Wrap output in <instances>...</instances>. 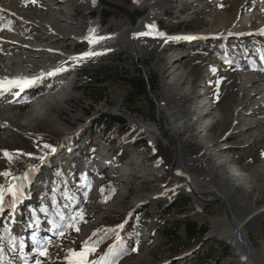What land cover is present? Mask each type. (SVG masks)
Segmentation results:
<instances>
[{
    "label": "rangeland",
    "instance_id": "obj_1",
    "mask_svg": "<svg viewBox=\"0 0 264 264\" xmlns=\"http://www.w3.org/2000/svg\"><path fill=\"white\" fill-rule=\"evenodd\" d=\"M81 1L0 0V75L42 76L19 95L0 96V173H11L0 176V186H20L19 198L6 194L0 213V264H67L69 249L90 238L101 241L89 256L99 260L119 236L102 241L94 233L114 222L134 227L116 264H185L200 244L174 253L177 243L161 234L182 216L206 228L204 239L227 248L216 253L217 264H240L223 234L225 210L241 225L255 262L264 264V0H153L136 21L132 45L127 17L98 3L85 9ZM108 1L136 9L133 0ZM92 29L97 42L90 44ZM36 44L43 49L32 56L28 49ZM89 51L101 54L63 57ZM109 62L127 73L141 68L152 96L147 89L126 100L125 87L109 81L103 90L90 85L101 96L94 103L83 72ZM40 64L66 70L47 76ZM40 105L45 111L38 115ZM107 113L134 125L141 144H124L118 153L91 133L90 122ZM157 121L172 147L141 129L157 128ZM172 173L192 179L198 197ZM178 196L188 203L159 219L160 204ZM77 213L79 231L66 227ZM54 224L64 236L55 235ZM33 235L49 241L47 256L38 255Z\"/></svg>",
    "mask_w": 264,
    "mask_h": 264
},
{
    "label": "trees",
    "instance_id": "obj_2",
    "mask_svg": "<svg viewBox=\"0 0 264 264\" xmlns=\"http://www.w3.org/2000/svg\"><path fill=\"white\" fill-rule=\"evenodd\" d=\"M79 75L81 76V73L78 72V76ZM83 75L88 78L89 86H87V90L92 89L93 91L91 94L88 92L87 95L94 103H98L101 100V96H99L100 94L96 89L90 87L99 86V89L103 90L104 84L109 81H117L125 87L126 100L131 97L147 95V82L141 70L136 66H132L130 72L127 73L121 70V67L109 62L95 66L91 70H85ZM78 88L79 87H77V89ZM130 104H132V102H130ZM89 131L97 134L106 144L118 150V153L121 151L124 144H129L133 147L141 144L139 140L141 132L120 116H115L110 113L102 114L98 118L92 120L89 124ZM188 200L187 197L178 196L173 198L165 206H161L160 204L158 218L160 219L164 215L170 214L178 207L185 206ZM177 213L182 214L180 211ZM119 226H121V224L118 222L110 223L105 227V230L115 229L114 232H107V234H105L104 231L101 234L97 233L93 236L97 240L100 238L102 241L115 235L119 236L118 242L113 245L120 253V255L115 258L116 260L128 252V238L134 231V227L130 226L124 228L123 226ZM206 232L207 230L204 226L198 225L195 221L186 216H182L180 220L176 219L166 224L162 228L161 234L166 241L177 243L178 247L173 249L174 253L186 251L200 244L194 256L185 264H207L210 261L217 264L219 258L215 257L216 253L219 252L221 256L225 255L227 248L219 241L204 239ZM110 249L105 251V258L112 259ZM171 264H176V262H172Z\"/></svg>",
    "mask_w": 264,
    "mask_h": 264
},
{
    "label": "snow or ice",
    "instance_id": "obj_3",
    "mask_svg": "<svg viewBox=\"0 0 264 264\" xmlns=\"http://www.w3.org/2000/svg\"><path fill=\"white\" fill-rule=\"evenodd\" d=\"M29 2H31V0H29ZM93 2H95V0H93ZM10 30V29H9ZM95 32L94 29L90 30V37H86L85 39L89 40L90 44L96 43L97 39H93L91 38V34H93ZM150 33H140L139 35H149ZM159 35H163L162 33H160ZM99 40H103L105 39V37H99ZM101 53H97V52H86L84 54H82L80 57H72V60H84L85 58H89L92 56H96V55H100ZM66 69L60 67V68H56L54 71L48 72L47 76H53L56 75L57 73L61 72V71H65ZM215 71V70H214ZM42 79V76H36V77H16V78H8V77H4L2 79H0V96L5 95V94H12V95H19L20 92H22L25 88L28 87H33L36 86ZM219 83V81L217 82ZM13 89H18L19 91H13ZM43 148L46 149H50L51 153H55L57 151V149L51 145L48 144H44ZM31 155V154H29ZM3 156L5 158H7L9 160V162H11L12 156L10 153L8 152H4ZM41 160L44 159V157H40ZM33 171H35V169H33ZM11 173L8 171H5L3 173H0V176H4V177H8L10 176ZM24 179H28V176L25 175ZM19 191H20V186L19 185H12L11 183H9V185L7 186V188H4L3 186H0V213H3L4 211V204H5V195L6 194H11L13 197L19 198ZM73 223H70L68 225H66V227H72L75 231H79V228L77 226V224L75 223L76 220H80L83 221V214L82 213H77L75 216L70 218ZM119 227H122L119 226ZM53 228L56 229L57 231L55 232V235H57L58 237H62L64 236V231L61 228L60 225H53ZM105 234H107V232H114L115 229H108V230H104ZM94 235H96L94 233ZM31 239L34 242V245L36 247V251L38 253V255L40 256H47V244H48V240H40L37 239L34 235L31 237ZM101 241H96V242H91V238L89 241H85L80 250H74V249H69L68 251V256L66 257V261L67 264H116V257L120 255V253L116 250L115 246H113L110 249V255L112 257V259H106L105 257H100L99 260H90L89 256L94 254L97 251V245L98 243ZM20 248H25L26 245L23 241L20 242L19 244ZM131 251L135 252L136 249L132 248ZM35 264H41V261L36 260Z\"/></svg>",
    "mask_w": 264,
    "mask_h": 264
},
{
    "label": "bare ground",
    "instance_id": "obj_4",
    "mask_svg": "<svg viewBox=\"0 0 264 264\" xmlns=\"http://www.w3.org/2000/svg\"><path fill=\"white\" fill-rule=\"evenodd\" d=\"M134 1V4H136V9L137 10H139V11H145V14L146 13H149V7H150V5H151V3L153 2V0H149V1H147V2H144V1H142V0H133ZM82 3H83V5H84V7H85V9H88V8H91V7H93V6H95L96 5V0H95V2H93V0H82L81 1ZM143 17V16H142ZM137 27V26H136ZM134 28V38L136 39L137 38V34H138V31H137V28ZM130 31V30H129ZM42 33H43V35H45V33L42 31ZM46 36V35H45ZM128 37H130V33H129V36ZM135 39H134V42H135ZM129 40H130V38H129ZM41 49H43V47L40 45V44H36L34 47H32V48H29L28 50H29V53H31V55L32 54H35L36 52H38V50H41ZM50 53H55L53 50H48ZM33 56V55H32ZM28 57H30V56H28ZM63 57H64V59H67V58H72L73 56H68V55H63ZM10 59V58H9ZM18 59V62H19V64H24L25 62L19 57V56H17L16 55V60ZM11 60V59H10ZM13 62H15V61H13L12 60V63ZM17 62V63H18ZM26 65V64H25ZM39 67L40 68H42V70H44V71H54L55 70V67H57V66H54V65H51V64H40L39 65ZM26 75H27V77L28 76H30V73H28V72H26ZM1 76V75H0ZM4 77H8V78H16V76H13V75H11L10 73H4L1 77H0V79H2V78H4ZM250 80H252V82H254V83H256V82H259L257 79H255V78H253V79H250ZM48 101V100H47ZM243 102H244V104H247L249 101H246V100H243ZM243 102L241 103V104H243ZM43 104H50V103H48V102H44ZM160 109V108H159ZM45 111V105H40V107H39V109L37 110V112H38V115L40 114L39 112H44ZM239 122V121H238ZM251 128H254V125H252V126H250V128L248 129V130H250ZM141 129L146 133V135L150 138V140H152V141H154L155 140V138H156V136H157V134H158V129L156 128V127H153V126H150V127H147V126H141ZM161 131L162 132H165L164 131V129L163 128H161ZM163 134V133H162ZM186 179H187V181H188V183H189V185L192 187V189L194 190V192L196 193V191H197V187H196V184H195V182H193L192 181V179H190V178H188V177H186ZM199 194V193H198ZM208 195H210V196H219L218 194H208ZM7 199H8V196L7 195H5V202L7 201ZM226 221V223H227V230L223 233L224 234V236L225 237H227V238H232L231 239V242L233 243V245H234V247H235V249L237 250V251H239V254H240V256H239V263L240 264H247L246 262H245V260L243 259V250H242V246L235 240V235H233V232L231 231V229H230V227H229V225H228V221H227V219L225 220ZM230 222H231V224L232 225H234V227H236L239 231H240V233H241V239L244 241V242H246L247 243V245H248V247H249V250H250V257L252 258V260H253V262L255 263V264H258V263H256L255 262V260H254V256H253V254H252V251H251V248H250V246H249V244H248V242H247V240L245 239V237H244V233H243V230H242V227H241V225L236 221V219L233 217V216H231L230 217Z\"/></svg>",
    "mask_w": 264,
    "mask_h": 264
},
{
    "label": "water",
    "instance_id": "obj_5",
    "mask_svg": "<svg viewBox=\"0 0 264 264\" xmlns=\"http://www.w3.org/2000/svg\"><path fill=\"white\" fill-rule=\"evenodd\" d=\"M124 2V4H127L128 1L127 0H122ZM96 2L98 4H100L102 7H107L109 9H112L120 14H122L123 16L127 17L130 21V25H131V33H130V44L132 45L133 44V40H134V32H133V29H134V26L136 25V21L137 19H140L142 16L145 15V11H139L137 9L133 10V11H129L124 5H119V4H115V3H112V2H109L108 0H96ZM147 89H148V95H151L150 91H149V85L147 84ZM152 96V95H151ZM152 100L155 102L154 98L152 97ZM157 129H158V138H160L161 140H164L165 142L166 139L164 137V135L162 134V131H161V128H160V123L159 121H157ZM167 145L169 147H172L173 145L169 142H167ZM173 168V166H171V169ZM174 176H177V177H180L182 178L185 183L189 186L190 190H191V194L195 197H198L197 194L194 192V190L192 189V187L189 185L186 177L184 176H181V175H177L175 173H172ZM211 197H215L216 199H218L219 197L218 196H211ZM218 197V198H217ZM225 214H226V218H227V221H228V225L231 229V231L233 232V235H235V240L242 246V250H243V259L245 260V262L247 264H255L252 260V258L250 257V250H249V247L247 245L246 242H244L242 239H241V233L240 231L234 227V225L231 224L230 222V215L229 213L225 210ZM193 251L190 253L192 254ZM175 260V259H173Z\"/></svg>",
    "mask_w": 264,
    "mask_h": 264
}]
</instances>
